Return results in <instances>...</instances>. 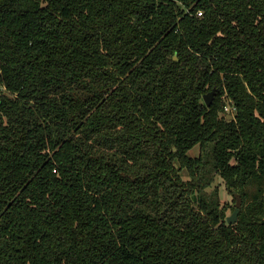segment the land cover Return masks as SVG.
I'll list each match as a JSON object with an SVG mask.
<instances>
[{
  "label": "trees",
  "instance_id": "16d2710c",
  "mask_svg": "<svg viewBox=\"0 0 264 264\" xmlns=\"http://www.w3.org/2000/svg\"><path fill=\"white\" fill-rule=\"evenodd\" d=\"M0 264H264V0H0Z\"/></svg>",
  "mask_w": 264,
  "mask_h": 264
},
{
  "label": "rangeland",
  "instance_id": "374dc122",
  "mask_svg": "<svg viewBox=\"0 0 264 264\" xmlns=\"http://www.w3.org/2000/svg\"><path fill=\"white\" fill-rule=\"evenodd\" d=\"M223 100L225 101V104H229L230 101L228 97H223ZM231 104V103H230ZM234 114V113H233ZM210 150L208 149L206 152H203V155L205 158H208V152ZM201 152V147L200 145H197L193 147L191 150H189V154L193 156H198L200 155ZM213 175V180L210 185L206 186L205 192L208 195L216 194L218 192L219 198L221 203H224V205L227 206L226 208V215L229 216L233 213L234 209L233 206L236 204V200H234V194L231 193L225 186L223 179L216 173H212ZM185 178H188L187 175L184 176Z\"/></svg>",
  "mask_w": 264,
  "mask_h": 264
},
{
  "label": "water",
  "instance_id": "95a60500",
  "mask_svg": "<svg viewBox=\"0 0 264 264\" xmlns=\"http://www.w3.org/2000/svg\"><path fill=\"white\" fill-rule=\"evenodd\" d=\"M216 93H217V89L214 88L212 89L211 91L205 93L204 95V101L205 103L210 106L216 96ZM233 117L232 114H228L227 115V118L231 119ZM236 197H237V200H236V204H235V209L233 211V213L229 216H227V221L228 223L232 224V223H235L237 220H238V216H239V212H240V209H241V205H242V201H241V198L238 194H236Z\"/></svg>",
  "mask_w": 264,
  "mask_h": 264
},
{
  "label": "built area",
  "instance_id": "2783aa9c",
  "mask_svg": "<svg viewBox=\"0 0 264 264\" xmlns=\"http://www.w3.org/2000/svg\"><path fill=\"white\" fill-rule=\"evenodd\" d=\"M200 14H201V12H200ZM234 111H235V107L232 105V104H225L224 105V111H223V113L224 114H232L233 115V113H234Z\"/></svg>",
  "mask_w": 264,
  "mask_h": 264
}]
</instances>
